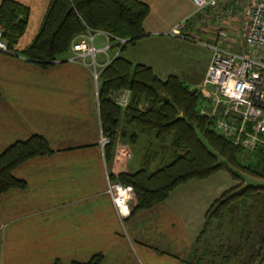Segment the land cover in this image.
Returning <instances> with one entry per match:
<instances>
[{"label": "crops", "instance_id": "obj_1", "mask_svg": "<svg viewBox=\"0 0 264 264\" xmlns=\"http://www.w3.org/2000/svg\"><path fill=\"white\" fill-rule=\"evenodd\" d=\"M15 1L30 9V18L16 54L0 51V153L16 141L41 135L55 154L19 166L13 174L27 188L0 194V264L85 263L96 254H103L101 264H197L196 241L206 212L221 192L210 182L212 177L182 185L164 203L121 220L107 194L109 176L134 173L136 147L154 152L159 144L154 135L139 134L123 122L121 129L135 131L139 138L133 144L118 134L107 160L99 143V94L91 68L68 58L42 67L25 57L52 0ZM139 1L150 13L136 45L189 42L170 32L193 13L191 0ZM202 22L201 16L188 22L182 34L190 36ZM96 42L101 47L105 39L98 36ZM119 52L113 47L99 54V64ZM137 64L151 67L162 80L181 79V73L160 68L150 56L147 63ZM168 150L160 158H170ZM145 164L146 160L140 166ZM157 166L154 158L150 168ZM134 205L133 201L132 209Z\"/></svg>", "mask_w": 264, "mask_h": 264}, {"label": "trees", "instance_id": "obj_2", "mask_svg": "<svg viewBox=\"0 0 264 264\" xmlns=\"http://www.w3.org/2000/svg\"><path fill=\"white\" fill-rule=\"evenodd\" d=\"M149 13V6L139 0H52L38 36L25 51V57L32 63L50 67L70 56L73 40L84 34L87 27L105 32L113 39L128 40L118 47L119 55L102 70L98 94L101 129L110 139L105 148L107 160L118 134L133 144L139 134L154 135L159 144L154 152L147 153L146 166L141 170L109 176L112 182L133 188L135 205L131 215L153 209L178 187L209 179L227 165L264 179V144L253 151L244 150L218 133L212 118L201 115L200 110L206 103L201 91L205 79L199 88H190L177 76L162 80L151 67L134 64L123 57L127 48L135 46L143 37ZM29 18L28 7L15 0L2 1L0 24L5 29L4 39L9 50L15 52V46L27 31ZM124 90L131 93L126 108L113 100L115 94ZM123 122L139 130V134L122 130ZM168 149L172 151L170 158H160V153ZM54 154L48 140L41 135L8 146L0 153V194L25 190L27 183L16 178L13 172L32 159ZM154 158L158 166L152 171ZM233 177L238 184L223 192L205 214L195 247V253L200 255L198 264H203L208 257L213 258L209 264H218L219 256L223 264L232 258L236 264L264 263V186H246L243 178L234 172ZM226 230H230L226 236L230 244L224 255L220 253L222 243L218 250L204 245L209 244L213 231L225 234ZM233 239L237 241L236 246H231ZM200 245L205 248L200 249ZM103 259V254H96L88 262L70 264H101Z\"/></svg>", "mask_w": 264, "mask_h": 264}, {"label": "built area", "instance_id": "obj_3", "mask_svg": "<svg viewBox=\"0 0 264 264\" xmlns=\"http://www.w3.org/2000/svg\"><path fill=\"white\" fill-rule=\"evenodd\" d=\"M191 2L194 5L193 13L178 23L170 34L189 39L190 36L182 34V30L188 22H193L200 16L204 23L215 24L218 31L216 42L205 45L211 51V58L201 86L206 103L200 113L212 118L217 130L234 145L253 151L264 144V0ZM236 23L240 26H235ZM4 31L0 24V51L16 54L9 50ZM235 34L240 36L241 44L234 42L228 48L222 47ZM98 36L105 39L101 47L96 44ZM127 41L113 39L105 32L93 31L87 27L84 34L73 40L67 60L91 68L98 89L102 70L112 62L110 59L100 65L98 55L108 54L114 46L122 47ZM130 98V91L124 90L115 94L113 100L117 105L126 108ZM99 143L105 155L110 139L103 134L102 129ZM107 194L120 219L128 218L132 212L131 203L134 201L133 188L108 179Z\"/></svg>", "mask_w": 264, "mask_h": 264}, {"label": "rangeland", "instance_id": "obj_4", "mask_svg": "<svg viewBox=\"0 0 264 264\" xmlns=\"http://www.w3.org/2000/svg\"><path fill=\"white\" fill-rule=\"evenodd\" d=\"M235 26H240V24L236 23ZM216 27L217 26L215 24L208 25L207 23L203 22L201 25H196V29H192L190 38L187 39L189 42L178 41L166 43L163 46H158L156 45L158 43L153 41L150 44L147 42L144 45H140V47L138 45H136V47L131 45L122 55L124 58L132 60L134 64H137L139 61L147 63L148 57L150 56L153 61L158 62L160 68L162 67L168 69L171 72L177 71L181 73V79L190 88H199L198 82L200 80V76H202L203 73L208 69V63H210L211 58V51L205 45H213L216 42L218 33ZM234 42L241 44L242 40L240 39L239 35L235 34L233 39L222 44V47L228 48L230 43ZM96 44L98 46L97 42ZM150 47L152 48L147 49ZM208 108L209 107H207V109ZM217 132L221 134L220 131ZM140 146L141 145H138L136 147L135 153L132 156L133 161L131 164L132 167H134L135 172L143 168V166L140 165L146 160L144 158V154L148 151L151 153L153 152L149 148L142 149ZM219 161L223 164L225 163L222 158H220ZM225 165L227 164L225 163ZM233 172L239 174L243 178L246 186H264V179L251 177L246 175L244 172L237 170L235 167L227 165V167H224L223 170L213 175L210 181L214 183V188L218 187L220 189L221 192L219 196H221L223 192L238 184V181L233 177ZM229 235L230 230H226L225 234H218L217 232L213 231L208 239L209 244L204 245L218 250V245L222 243L224 247L223 252L220 253L221 255H224L225 249L230 244L226 238V236ZM236 244L237 241L233 239L231 246H236ZM204 245H200V249L203 247L205 248ZM196 258H198V256ZM212 259V257H208L203 264H209ZM235 260L236 259L232 258L228 264H236ZM216 261L218 264H223L221 256L217 257ZM196 262H199V260Z\"/></svg>", "mask_w": 264, "mask_h": 264}]
</instances>
